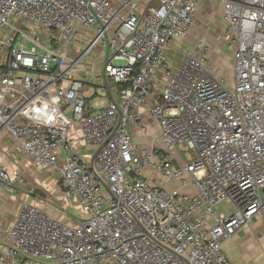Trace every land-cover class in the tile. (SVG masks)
Returning <instances> with one entry per match:
<instances>
[{
    "label": "built area",
    "instance_id": "built-area-1",
    "mask_svg": "<svg viewBox=\"0 0 264 264\" xmlns=\"http://www.w3.org/2000/svg\"><path fill=\"white\" fill-rule=\"evenodd\" d=\"M203 1L0 0V130L80 209L68 224L24 204L2 264H235L224 244L264 210V0H220L232 83L205 55L169 62ZM96 84L104 107L88 98ZM154 91L163 147L140 149L130 123L149 132ZM75 126L94 162L73 149ZM24 184L0 163V188Z\"/></svg>",
    "mask_w": 264,
    "mask_h": 264
},
{
    "label": "crops",
    "instance_id": "crops-1",
    "mask_svg": "<svg viewBox=\"0 0 264 264\" xmlns=\"http://www.w3.org/2000/svg\"><path fill=\"white\" fill-rule=\"evenodd\" d=\"M203 4L204 2L201 5ZM170 48L171 46L169 45L167 49L168 59L172 55V48ZM86 77H89V75L86 74ZM219 77L222 78L221 76ZM158 94V92L154 91L148 99L149 105L140 110L142 117L149 125V132L144 135L139 130L138 124L135 121L130 123V131L134 137V142L140 149L144 147H163L159 127L149 116V109L155 104ZM71 138L73 141V149L80 153L84 160L93 161L96 149L93 146H86L80 141L79 126L73 127ZM0 163L10 172L15 169H20L25 175L24 186L15 192L0 188V255L9 245L8 232L14 226L20 209L24 204L35 206L52 216L57 210L53 202L55 195H57L63 204L66 205L67 210L71 206L77 208L76 212L66 211L63 214L64 216L67 214L66 217H70L67 219L64 217L66 221L63 220L64 218L59 220L68 224L75 222L80 214V209L76 204L66 199L64 185L59 176L38 169L33 159L27 155L21 145L13 141L8 132L1 130ZM223 253L235 264H264V210L256 216L251 228L239 231L224 244ZM18 261L23 263L20 259ZM0 264L2 263L0 262Z\"/></svg>",
    "mask_w": 264,
    "mask_h": 264
},
{
    "label": "rangeland",
    "instance_id": "rangeland-1",
    "mask_svg": "<svg viewBox=\"0 0 264 264\" xmlns=\"http://www.w3.org/2000/svg\"><path fill=\"white\" fill-rule=\"evenodd\" d=\"M204 4L199 8L197 15V20L193 30L190 34L181 40H176L170 44L172 48L173 57H169V61L172 67L178 68L182 61V57L186 52H192L197 57L203 55L206 56L209 69L212 73L219 77L226 79L229 83L233 81V52L229 48L227 42L224 39V33L226 31V24L222 18L221 4L220 0H204ZM170 48V49H171ZM174 49V50H173ZM184 53V54H183ZM79 52L76 50L74 53H70V56L77 58ZM169 56V55H168ZM99 62L95 56H90L82 62L85 67L83 75H92L97 70V63ZM101 73V70H99ZM80 77L79 75H76ZM92 91L88 93V98L92 101L91 104L98 107H104L107 105V99L105 95L100 91L99 84H96ZM93 96V97H92ZM92 97V99H91ZM102 98L101 100L95 101V98ZM115 97H118L116 94ZM182 152H185L188 161L192 160L191 153L188 150L181 148ZM54 206L56 207L55 214L52 215L54 218L63 219L66 217V211L76 212L77 208L71 206L67 210L66 205L58 198L57 195L54 197ZM235 210V205L223 202L217 207V211L221 214H230ZM69 213V212H68ZM63 219L66 221V219Z\"/></svg>",
    "mask_w": 264,
    "mask_h": 264
},
{
    "label": "water",
    "instance_id": "water-1",
    "mask_svg": "<svg viewBox=\"0 0 264 264\" xmlns=\"http://www.w3.org/2000/svg\"><path fill=\"white\" fill-rule=\"evenodd\" d=\"M95 158H96V154H95V157H94V159H93V162H94Z\"/></svg>",
    "mask_w": 264,
    "mask_h": 264
}]
</instances>
